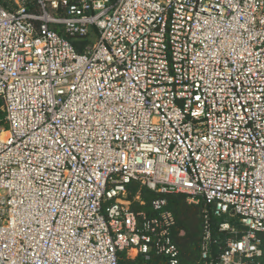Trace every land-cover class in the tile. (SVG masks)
Here are the masks:
<instances>
[{
	"label": "built area",
	"instance_id": "obj_1",
	"mask_svg": "<svg viewBox=\"0 0 264 264\" xmlns=\"http://www.w3.org/2000/svg\"><path fill=\"white\" fill-rule=\"evenodd\" d=\"M0 100V264H264V0H0Z\"/></svg>",
	"mask_w": 264,
	"mask_h": 264
},
{
	"label": "trees",
	"instance_id": "obj_2",
	"mask_svg": "<svg viewBox=\"0 0 264 264\" xmlns=\"http://www.w3.org/2000/svg\"><path fill=\"white\" fill-rule=\"evenodd\" d=\"M89 40V38H88ZM78 51H82V42L73 41ZM2 102L0 100V129L6 127L4 123V113L1 110ZM163 197L157 193L150 192L146 188L141 190L142 205H135L136 209H148L152 199ZM169 207L174 212L177 219V227L174 232L175 241L180 251V264H198L200 257V242L202 239V218L200 208L188 204L185 195H169L167 196ZM214 236L219 238L220 245H223L228 235H220L215 226L217 219L213 218ZM219 246H214L219 250ZM119 264H144L141 257L131 259L127 252L119 255Z\"/></svg>",
	"mask_w": 264,
	"mask_h": 264
},
{
	"label": "rangeland",
	"instance_id": "obj_3",
	"mask_svg": "<svg viewBox=\"0 0 264 264\" xmlns=\"http://www.w3.org/2000/svg\"><path fill=\"white\" fill-rule=\"evenodd\" d=\"M135 193H133V195H134ZM221 221H223V220H221Z\"/></svg>",
	"mask_w": 264,
	"mask_h": 264
}]
</instances>
